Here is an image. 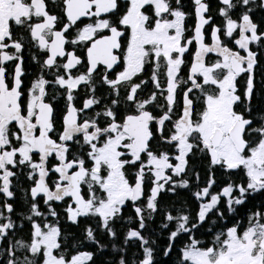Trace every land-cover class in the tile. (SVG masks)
I'll use <instances>...</instances> for the list:
<instances>
[{
  "label": "snow or ice",
  "instance_id": "6c2138e0",
  "mask_svg": "<svg viewBox=\"0 0 264 264\" xmlns=\"http://www.w3.org/2000/svg\"><path fill=\"white\" fill-rule=\"evenodd\" d=\"M221 2L225 6L220 10V14L226 21L225 35L231 38L239 29V38L235 39V44L245 50L246 55L233 51L222 42L219 27L212 30L213 43L211 45L205 43L204 27L210 23V18L205 15L208 4L203 0H193L197 23L194 36L187 40L184 38L186 13L180 7L172 8L169 0H130V6L119 20L120 25L130 28L126 52L123 56L125 66L114 80L108 79L105 75L104 83L118 92V86L121 83L131 82L133 77L141 73L145 64L152 59L156 62V70H159V61L163 58L166 65L168 112L158 119L161 134L165 122L171 119L175 92L179 86L177 77L184 64V54L193 41L198 43L199 47L195 52L189 75L191 87L184 92L182 114L176 120L171 135L162 136L167 143L176 142L179 154L175 156L178 163L174 165L170 162L168 153L157 155L149 149V141L153 137L150 124L157 118L146 110V105L156 99V94L153 93L147 100L138 101L136 93L141 84L132 85L127 96L128 101L136 103L139 114L128 115L123 123L116 122V114L112 109L96 114L97 117L104 115L111 118L112 122L107 127H100L96 119L81 122L80 115L84 110L92 108L100 101L94 97L89 98L79 109L72 103L73 90L81 84H91L92 74L99 65L113 69L121 62V56L117 55V51L122 47L121 37L125 33L108 19H99L102 13H112L117 9V0H64L68 23L62 30H55L58 18L46 10L45 0H30V3H26L25 0H0V181H2L0 193L8 198L14 196L10 188L11 177L15 173L10 170L9 165H28L31 169L29 179H33L38 174V180L30 190L31 197L35 201L37 196L43 194L44 203L49 205L51 216L55 217L57 213L54 208H51L50 202L63 201L65 197H70L75 205L73 207L69 204L66 209L70 221L76 223L78 217L98 215L102 218V226L114 236L115 233L109 228V221L120 212L126 201H137L141 198L145 168L154 171L155 176V186L151 189L146 205L148 214L151 215L157 209L156 201L159 193L164 185L172 180L171 176L166 175V170L172 169L177 176L184 173L187 165L186 158L194 148L207 151L212 165H221L227 169L243 167L246 170L249 181L246 187L236 186L240 194L238 197L232 198L234 191L232 185L222 190V195L229 197L227 201L229 211H235L233 205L244 204L246 194L250 190L252 192L264 190V128L253 130L261 134V139L254 146L251 145L246 139V133L252 120L246 119L243 114L235 110L236 105L241 101V97L236 94V80L243 73L249 74L245 96L251 100L257 54L249 46L253 42H261L264 32L258 33V25L247 13L242 15L239 23L231 18L229 10L236 7L233 0H221ZM241 3L246 6L249 5L250 0H241ZM176 4L179 6L181 0H176ZM146 5L154 6L156 17L154 21L150 22V17L143 11ZM165 14L172 19L165 18ZM33 17L43 18L42 22L29 23L28 27L31 37L38 42L40 49L50 53L44 61V67L63 68L67 75V79L65 75H58L54 81L55 84L67 89L68 101L64 128L58 138L59 142L49 135L54 130V109L51 104L44 101L49 81L41 75L33 82L29 89L30 98L27 102L26 114H24L21 105L22 59L19 55L23 45L19 41L5 43L6 39L12 38L10 21L16 25H23L31 21ZM82 17H96L97 20L80 29L77 39L70 41L73 44L92 41L87 49L89 64L87 73L73 77L71 70L82 61L74 52H65L64 46L69 43L65 33ZM103 30H108L110 35L93 39ZM9 47L16 50L14 54L6 51ZM213 52L218 53L222 59L207 64L205 57ZM65 56L68 57L67 62L57 65V57ZM13 60H18L20 63L15 67L14 83L9 87L4 64ZM220 73L223 75L221 76ZM199 77H202V82H199ZM152 79L156 87L160 88L155 71ZM206 85L214 86L216 91L207 92ZM194 89L199 90L204 96V108L195 120L193 119L194 99L189 97V93H192ZM92 91L94 92L95 89L93 88ZM115 103L117 101L114 100L113 104ZM13 122H16L19 127V132L14 134V137L21 141V146L5 150L12 143L9 138V125ZM78 135L82 136L84 144L90 149L87 155L93 161L91 168L85 167L84 159H68L70 142H73ZM101 138H103L102 143ZM193 140L196 143H193ZM122 148L130 152L132 159L123 158L125 152L121 151ZM33 153H39V162L33 161ZM18 154L19 159H17ZM53 154L59 163L53 167L52 171L59 174V179L54 186L50 187L47 183L49 176L47 162ZM141 154L147 155L146 163L141 159ZM138 161L140 167L135 183L130 184L125 176V166L135 165ZM74 168L77 170L70 171ZM102 169L107 170L106 175L101 174ZM214 182L211 180L208 187L195 195L198 198L208 196L209 188ZM179 183L181 187H187L188 184L186 180ZM82 184L87 185L89 189L88 199L82 195ZM94 185H99L104 190L106 198L100 199L96 196L92 191ZM219 201V195H212L209 203L201 205L198 213L200 222L205 221L208 213L216 208ZM4 207L9 213L13 210L11 204H5ZM31 211L34 216L43 215L35 202L32 204ZM135 211L140 220L139 227L143 229L145 227L144 210L137 207ZM220 215L222 216L223 213ZM0 217H3L2 212ZM28 219L31 220L32 217L29 216ZM166 219L177 221L176 230L171 233V239H175L180 233L190 231L187 227L189 222L187 215L174 217L168 214ZM262 220H264V214L255 213L249 217V225L245 230L238 231L239 225L228 228L226 233H218L213 246L207 248L199 247L200 241L193 239L191 244L183 250V260L190 264H264V222H261ZM14 227L10 219L7 223L0 224V239H3L8 230ZM60 235L61 230L57 225L46 224L42 228L39 223L33 222L30 245L17 243L20 247H27L33 256L41 254L43 249V264H87L92 260V253L89 252H81L71 256L70 259H66L63 254L54 255V250L61 246L58 242ZM86 236L89 240H95L91 228L86 230ZM221 236L225 238L221 239ZM128 238H137L145 245L148 243L138 230L130 231ZM144 252L146 258L141 264H152V249L144 248ZM9 264H15V261L10 260ZM25 264H33V261L26 258Z\"/></svg>",
  "mask_w": 264,
  "mask_h": 264
},
{
  "label": "flooded vegetation",
  "instance_id": "af4514ba",
  "mask_svg": "<svg viewBox=\"0 0 264 264\" xmlns=\"http://www.w3.org/2000/svg\"><path fill=\"white\" fill-rule=\"evenodd\" d=\"M240 1V2H239ZM26 3H30V0H25ZM170 5L172 8L180 7L182 11L186 13L185 19V33L184 38L185 40L190 39L194 36V28L197 23V17L195 15V5L193 0H181V4L178 6L176 4V0H169ZM203 2L208 4V11L205 14L206 17L210 18V23L205 25L204 27V39L205 43L211 45L213 43L212 40V30L215 27H219L221 29V40L222 42L232 49L233 51H239L241 55H246V51L240 49L238 45L235 44V39L239 38V29L233 33V37H227L225 35V25L226 21L225 18L220 14L221 8L225 6L222 4L221 0H203ZM252 2H259L261 10L255 8V4L249 3V5H243L241 0H233V3L236 5L235 8L229 10V15L232 19L236 20L238 23L241 22V17L244 13H247L252 18L253 22L258 25V33L264 32V0H254ZM118 7L112 13H102L99 19H108L114 26H117L120 30H122L125 35L121 37V49L117 51V55L121 56V62L113 67V69H107L105 65H99L97 70L92 74V81L91 84H81L77 89L73 90L74 100L72 103L79 109L83 107L84 102L89 98H96L100 101L99 104L93 105L92 108L84 110V112L80 115V121L83 122L84 120L96 119L97 123L100 127H107L112 121L111 118L100 115L97 117V113H104L107 109H112V111L116 114V122L123 123L124 120L128 115H138V109L136 107L135 102H130L127 100V96L130 92V88L134 84H141V87L137 90L136 99L138 101H143L149 99L153 93L156 94V99L151 103L146 105V110L149 111L156 120H153L150 124V129L153 132V137L149 141V149L159 155L160 153H168L170 157V162L172 164L178 163L175 160V156L178 152V148L176 147V142L167 143L162 138L169 137L171 133L174 131V124L176 120L181 116L184 106V92L187 90L188 87H191V81H189L190 69L191 65L195 58V52L198 50V43L193 41L191 45L188 46V51L184 54V64L180 68V72L177 77L178 87L175 92V104L172 106V111L170 113L171 119L165 122L163 133L159 131V124L158 119L163 116L166 112H168V104L166 101L167 97V76H166V65L164 59L161 58L160 68L156 70V62L152 59L149 63H146L144 66V70L139 73L136 77H133L132 81L129 83H121L118 86L117 90L113 89L110 85L104 83V76L107 75L108 79L114 80L116 79L117 75L124 70V60L123 56L126 52L127 47V40L130 34V28L120 25L119 20L121 17L126 13L127 8L130 6V0H117ZM218 4V8L216 11L213 10L212 4ZM46 10L51 15H55L57 19V23L55 25V30H62L63 26L68 23L66 12H65V5L64 0H45ZM252 4V6H251ZM254 6V7H253ZM95 9H93L94 11ZM146 15L150 17V22L156 19L154 14V6L146 5L143 9ZM165 18L172 19L171 16L165 14ZM43 18L33 17L31 21L23 24V25H16L13 21H10V29L12 32L11 40L6 39V44H11L12 41H19L23 47L19 53L22 59V76L21 80L22 88L21 91L23 92V96L21 97V105L22 111L26 114L27 110V102L30 98L29 89L31 88L33 82L37 80L41 75L49 81V84L46 88V96L44 98L45 103L51 104L52 108L54 109L53 112V123H54V130L49 133L52 139L57 140L59 142V136L63 132L64 128V117L66 115V111L68 108V101H67V89L63 88L57 84H55V78L58 75H65L67 79V75L63 68L57 69L55 66L51 69L44 67V61L47 59L48 55L50 54L47 50H42L38 46V42L35 41L30 34V29L28 24H34L38 22H42ZM97 20L96 17H82L80 21L77 22L76 25H73L66 33L65 37L69 41V43L65 44V52L72 53L74 52L82 61L80 65H77L75 68L71 70V75L73 77L79 76L81 74H86L88 69V58H87V49L91 46L92 41L86 42H79V43H71L70 41L77 39L78 32L87 24L95 23ZM102 35H110L108 30H103L102 32H98L97 36L93 39H97ZM250 49L257 54V64L254 69V74L257 71V68L264 62V37H262L261 42L256 43L253 42L250 46ZM10 54L15 53V49L9 47L6 49ZM67 56L65 57H57L56 63L57 65H62L67 62ZM222 58L219 56L218 53H209L205 57V62L207 64L215 63L217 60H221ZM20 63L18 60L8 61L5 62L4 67L6 69V81L11 87L14 83L13 77L15 74V67ZM156 72L157 78L160 83V88L156 87L155 82L153 81V73ZM222 76L223 73H220ZM248 73H243L237 78V82L241 78H248ZM143 82V83H142ZM199 82H202V77H199ZM95 89L93 92L92 89ZM206 90V86H205ZM202 96V97H201ZM189 97L194 99V114L193 119L198 118V114L200 113L199 103L201 98L203 99V94L199 91L194 89L192 93H189ZM117 101V103L113 104V101ZM19 132V127L16 122H13L9 125V138L11 139L12 143L10 146H7L5 150H9L12 147H20L21 141L15 139L14 134ZM38 134V132H37ZM114 135V134H113ZM76 141H79L78 143ZM103 142V138H101V143ZM196 143L195 140L192 141ZM99 146V145H98ZM162 147H170L171 152L168 151H158L159 148ZM90 151L89 147L84 144L82 136L78 135L73 142H70V151L68 155V159L74 158H81L85 161V167L91 168L93 166V161L89 158L87 153ZM121 151L125 152L124 159H132L130 152L125 149H121ZM173 153V155H171ZM210 157V156H209ZM17 159H19V154L17 155ZM141 159L146 163L147 162V155L141 154ZM187 163H188V157ZM33 161L39 162V153H33ZM59 163L58 159L56 158L55 154L48 158L47 167L49 169V176L47 178V183L50 187L54 186L55 182L59 179V174L52 171L53 167ZM12 166V165H9ZM222 169H227L221 165H217ZM140 162L138 161L135 165H126L125 166V176L129 180L130 184L135 183L136 174L139 170ZM14 168L16 171V176L13 178L11 177V188L10 190L13 191L14 196L16 197V192L14 185L17 182H22V186L24 184V165H16L12 166L11 171L14 172ZM77 169H72L70 171H75ZM31 172V169H30ZM107 170L102 169L101 174L106 175ZM166 175L172 177V180L169 181L167 184L164 185L163 190L159 193L157 197V208L160 204V198L167 194L169 189H173V187L179 186V180H183V173L179 176L174 174L172 169L166 170ZM176 176V177H174ZM38 180V174L33 179H29L28 175V194L31 196V188L35 186V181ZM2 183V181H0ZM163 183V181H161ZM237 185L247 186L246 183H238ZM236 185V186H237ZM18 186V184H17ZM155 186V176L154 171H149L148 168H145V179L143 184V195L137 201H126L124 206L130 204L133 211L136 213L135 209L140 207L144 210L147 205L148 197L151 195V189ZM24 188V187H23ZM225 188V187H224ZM82 195H84L85 199L89 198V189L87 185H81ZM223 190V189H222ZM221 190V194H222ZM18 195H21V191L17 188ZM92 191L95 192L97 197L105 198L106 193L103 189L99 187V185H94ZM172 192V190L170 191ZM3 194V193H2ZM239 194L238 189L234 188L232 196ZM240 195V194H239ZM5 200L10 199L3 194ZM33 199V198H32ZM45 197L43 194L37 196L35 198L36 204L44 203ZM51 206H60L67 209L69 204H72L75 207L72 198L65 197L63 201H53L50 202ZM48 205V204H47ZM122 206V207H124ZM121 207V208H122ZM13 208V205H12ZM157 211V209H156ZM143 211V215H144ZM137 214V213H136ZM138 217V215H137ZM139 219V217H138ZM8 220L5 222L7 223ZM14 232L13 229H9ZM8 230L6 236L10 233ZM5 236V237H6ZM9 261H15V250L10 245L9 246ZM28 256H32L34 262L38 261L36 259V255L33 256L31 253ZM2 256H0L1 259ZM7 260V259H6ZM7 260V264H9Z\"/></svg>",
  "mask_w": 264,
  "mask_h": 264
},
{
  "label": "trees",
  "instance_id": "16d2710c",
  "mask_svg": "<svg viewBox=\"0 0 264 264\" xmlns=\"http://www.w3.org/2000/svg\"><path fill=\"white\" fill-rule=\"evenodd\" d=\"M250 3L255 4L257 9L261 8L259 2L250 1ZM212 6L213 10L216 11L218 4L215 3ZM247 80V78L238 80L236 94L241 97V101L238 102L235 110L243 114L245 118L252 119V124L246 133V139L254 146L261 139V134L253 130L264 128V62L260 64L254 74L251 100L245 96ZM203 106V99L201 98L200 110ZM160 150L171 152L170 147H162L158 149V151ZM187 157L188 163L183 173V180H179V182L186 180L188 182L187 187L177 185L173 187L174 190L169 189L167 194L160 198L157 211L152 212L151 215L148 214L149 210L145 207V228L143 229L139 227L140 220L131 205L127 204L122 207L120 212L109 221V228L115 233L114 236L102 226V218L98 215L81 216L78 217L76 223H73L68 219V213L64 207L57 205L51 207L57 213V216L53 217L50 215V208L38 201L37 205L43 215L34 216L31 207L35 201L28 194L27 182L30 167L24 165V184L22 186V182H17L14 185L16 197L7 199L13 203V210L8 214L12 217L15 227L13 228L14 232L9 230L10 233L0 242V256H2L0 264L8 263L10 245L16 241L27 244L32 240V222L33 220L37 222L36 219H40L39 221L43 224L49 222L59 226L61 235L58 242L61 246L59 249H55L54 253L55 255L63 254L66 259H70L71 256L81 252H89L92 253V260L88 261L87 264H121V261L123 264H141L146 258L144 248H151L152 264H190V262L183 260V250L193 239L200 241L199 247L213 246L218 233H226L228 228L236 225H239L238 231L242 232L249 225V217L258 212L264 214V190L247 193L244 204L233 206L235 211H229L226 196L221 194V190L228 185L235 188L240 182L247 184L249 178L243 167L222 169L217 165H212L208 152L198 148H194ZM14 173L15 177V168ZM211 180L215 182L209 188V195L198 198L195 194L208 187ZM17 188L21 191L20 196ZM171 190L172 192H170ZM212 195H219L220 201L216 208L208 213L205 221L200 222L198 213L201 201L210 202ZM238 196L239 194L233 197ZM4 200L3 194L0 193V206H3ZM45 213L48 214L46 218ZM220 213L223 215L221 216ZM168 214L174 217L187 215L189 217L187 227L190 231L180 233L175 239H171V233L176 230L177 221H168L166 219ZM29 216L32 217L31 220L28 219ZM193 225H197V227H193ZM89 228L94 233V241L89 240L86 236V230ZM132 230L140 231L148 243L145 245L137 238H128V233ZM224 238L221 236V239ZM14 253L16 264L25 263L26 256L31 254L27 251V254L20 255L17 250Z\"/></svg>",
  "mask_w": 264,
  "mask_h": 264
},
{
  "label": "rangeland",
  "instance_id": "374dc122",
  "mask_svg": "<svg viewBox=\"0 0 264 264\" xmlns=\"http://www.w3.org/2000/svg\"><path fill=\"white\" fill-rule=\"evenodd\" d=\"M250 1H254V0H250ZM222 9V8H221ZM248 79V78H247ZM237 81H236V85H237ZM206 91L207 92H209V93H212V92H215L216 91V89H215V87L214 86H209V85H206ZM203 104H204V97H203ZM203 108H204V106H203ZM203 108L200 110V112L203 110ZM9 150H11V149H9ZM176 155H178V153L176 154ZM9 168L10 169H12V166H9ZM245 170V169H244ZM246 171V170H245ZM248 183V182H247ZM261 190H259V191H256V192H260ZM256 192H252L251 190L249 191V193H256ZM98 198H100V197H98ZM106 198V197H105ZM232 198H235V197H233L232 196ZM101 199V198H100ZM102 199H104V198H102ZM226 199H227V201H228V199H229V197H226ZM14 200V199H13ZM204 203H209V202H207V201H205V200H202L201 201V205L202 204H204ZM5 204H11V205H13V203L12 202H10L9 200H4V203H3V206H0V212H2L3 213V217H0V224H3V223H5L8 219H10L12 222H13V219H12V217H10L9 216V212L6 210V208L4 207V205ZM201 205H200V209H201ZM46 206H47V208H49V205H47L46 204ZM234 206V205H233ZM51 207H53V206H51ZM46 215H45V218L46 217H48V214L47 213H45ZM37 220V222L41 225V227L43 228L44 227V225H46V224H51V225H53L52 223H49V222H46V224H43V223H41L39 220L40 219H36ZM35 220H33V222H34ZM32 222V223H33ZM36 222V223H37ZM261 222H264V220H262ZM14 224V223H13ZM12 232V231H11ZM2 241V239H0V242ZM32 241V240H31ZM31 241H29V242H27V244L26 245H30V243H31ZM17 242H20V241H16V243H13V245H11L15 250H17V251H19L20 252V255H24V254H27V251H28V253L30 252V250L27 248V247H23V248H21L19 245H18V243ZM23 243V242H22ZM191 244V243H190ZM54 252H55V250H54ZM54 255H55V253H54ZM27 257V260H31V261H33V264H35V262H34V259H33V257L32 256H26ZM30 257V258H29ZM36 259L38 260L37 262H36V264H43V261H44V257H43V249L41 250V254H37L36 255ZM24 261V260H23ZM20 263V262H19ZM16 264V263H15ZM20 264H25V263H20Z\"/></svg>",
  "mask_w": 264,
  "mask_h": 264
},
{
  "label": "water",
  "instance_id": "95a60500",
  "mask_svg": "<svg viewBox=\"0 0 264 264\" xmlns=\"http://www.w3.org/2000/svg\"><path fill=\"white\" fill-rule=\"evenodd\" d=\"M194 62V61H193ZM191 70V69H190ZM246 119H250V118H246ZM250 120H252V119H250ZM209 156H210V154H209ZM210 159H211V157H210Z\"/></svg>",
  "mask_w": 264,
  "mask_h": 264
},
{
  "label": "bare ground",
  "instance_id": "6f19581e",
  "mask_svg": "<svg viewBox=\"0 0 264 264\" xmlns=\"http://www.w3.org/2000/svg\"><path fill=\"white\" fill-rule=\"evenodd\" d=\"M145 228V227H144Z\"/></svg>",
  "mask_w": 264,
  "mask_h": 264
}]
</instances>
